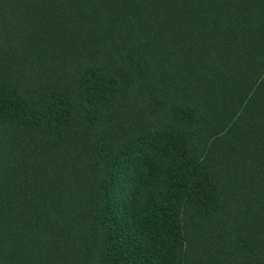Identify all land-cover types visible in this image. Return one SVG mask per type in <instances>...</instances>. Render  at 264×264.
<instances>
[{"label":"trees","instance_id":"1","mask_svg":"<svg viewBox=\"0 0 264 264\" xmlns=\"http://www.w3.org/2000/svg\"><path fill=\"white\" fill-rule=\"evenodd\" d=\"M0 264H264V0H0Z\"/></svg>","mask_w":264,"mask_h":264}]
</instances>
